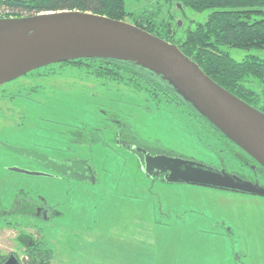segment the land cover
I'll return each mask as SVG.
<instances>
[{"label":"rangeland","instance_id":"rangeland-1","mask_svg":"<svg viewBox=\"0 0 264 264\" xmlns=\"http://www.w3.org/2000/svg\"><path fill=\"white\" fill-rule=\"evenodd\" d=\"M179 2L126 0V8L154 14L156 24L170 23L176 37L183 38L197 22L206 21L211 10L200 12ZM12 16L0 8V19ZM124 21L132 23L130 18ZM223 49L237 60L251 55L264 60V49ZM47 66L0 85V142L37 152L49 145V151L66 154L77 151L70 134L76 125L89 124L94 131L91 143L87 137L82 141L90 148L95 182L15 174L18 186L30 183L33 199L46 200L61 211L53 225L38 221L47 233L42 245L53 253L51 264H99L105 251L110 263L122 252L143 256L118 237L131 228L135 221L129 219L134 217L142 218L146 227L145 250L190 247L211 250L207 264H264V196L172 181L166 172H148L138 150L191 159L264 187V169L258 162L186 105L178 107L174 100L154 98L145 87L99 76L87 65L56 63V74H37ZM245 83L262 93L259 79L250 77ZM8 105L11 120L5 117ZM6 166L40 169L0 145V170Z\"/></svg>","mask_w":264,"mask_h":264},{"label":"water","instance_id":"water-1","mask_svg":"<svg viewBox=\"0 0 264 264\" xmlns=\"http://www.w3.org/2000/svg\"><path fill=\"white\" fill-rule=\"evenodd\" d=\"M90 57L136 61L162 74L264 168V112L214 81L177 44L127 21L79 10L0 19V85L50 64ZM0 144L57 174L96 181L92 168L84 161L58 162L34 150ZM146 162L148 172L155 167L171 170L172 181L264 196V187L191 159L147 155Z\"/></svg>","mask_w":264,"mask_h":264},{"label":"trees","instance_id":"trees-1","mask_svg":"<svg viewBox=\"0 0 264 264\" xmlns=\"http://www.w3.org/2000/svg\"><path fill=\"white\" fill-rule=\"evenodd\" d=\"M185 7L196 11L211 10L206 21L197 22L194 28L188 29L183 38H177L170 23L162 26L156 24L154 14L148 12H129L126 0H0V8L6 9L12 17L34 16L45 12L79 10L104 15L117 20L130 18L137 25L171 43L177 44L191 59L197 62L202 70L222 87L242 100L264 112V88L257 93L247 87L245 81L253 77L264 86V60L255 55L242 60L233 58L223 47H234L245 50L264 49V0H177ZM182 3L179 4L182 6ZM10 18V17H8ZM170 24V25H169ZM56 64V63H55ZM51 64L37 74L52 71ZM72 67H84L96 72L99 76L123 80L127 85L145 87L153 93L154 98L174 100L178 107L188 106L201 116L213 128L231 140L221 129L204 116L190 101L174 87L162 74L137 63L120 58L90 57L77 58L58 62ZM35 70L26 73L28 75ZM55 73V72H54ZM50 74V75H51ZM56 74V73H55ZM159 99V100H160ZM233 143V141L231 140ZM236 144V143H235ZM239 150H244L236 145ZM246 156L257 163L247 152ZM258 164V163H257ZM33 264H51L53 253L40 250L33 256Z\"/></svg>","mask_w":264,"mask_h":264},{"label":"flooded vegetation","instance_id":"flooded-vegetation-1","mask_svg":"<svg viewBox=\"0 0 264 264\" xmlns=\"http://www.w3.org/2000/svg\"><path fill=\"white\" fill-rule=\"evenodd\" d=\"M9 107L10 106L8 105V108H5V110H7L9 113V115L5 117H7L8 120H11L12 111L9 109ZM255 107L258 108L257 106ZM76 128L77 129L70 134L72 136L71 141L76 144L77 151L66 154L60 151L52 152L48 150L49 145H47V147H43V149L40 150V153L45 154L48 157L57 160L58 162H63L65 160H68L67 162L78 160L84 161L86 162L87 166H90L92 168L95 179H97L95 168L89 162V159L91 157L90 148L88 149V144H84L82 141V138L87 137V140L91 143L94 138V131L91 129L89 124L84 123L81 125H76ZM64 134L67 135V133ZM105 136H107L106 132ZM229 141L231 142V140ZM231 144L237 148V144H235L234 142H231ZM82 145L87 146H85V149H82ZM54 148L55 147H53L52 150ZM138 154V156L143 158L142 161L146 170L147 155L165 156L162 154H151L146 149L142 148L138 150ZM165 157L171 158L178 156ZM26 158L30 162L38 165L40 169L37 172L44 173V176H59L67 179H72L67 177L66 175L57 174L40 162L34 161L33 159L28 157ZM69 164L70 163H68V165ZM258 165L262 167L259 163ZM14 168L16 167L6 166L3 172L2 170H0V264H33V256L40 252V250L43 251L45 249L43 248L42 241L45 238H48L47 233L44 231L42 225L38 223V221H42L46 225H53L52 223H54L55 221L53 219L57 216V214H60L61 211L57 208L56 205H51L46 200L33 199V197L28 193L31 186L29 182L25 181L23 184L19 183L18 186L15 174L23 173L25 175H31L29 173L33 172L31 169L24 168L22 169L24 170L22 172ZM151 172H166L168 177L171 173V170L162 169L161 167H155Z\"/></svg>","mask_w":264,"mask_h":264},{"label":"crops","instance_id":"crops-1","mask_svg":"<svg viewBox=\"0 0 264 264\" xmlns=\"http://www.w3.org/2000/svg\"><path fill=\"white\" fill-rule=\"evenodd\" d=\"M129 220L135 221L134 224H132L131 228L125 229L126 231L119 233L118 237H121V242L126 245L127 247L137 249L136 252H142L147 255V259L145 258V254L143 256H138L137 254H134L132 256L129 252H122L118 253L116 257H119V260H113L112 263L107 262V252L106 257H102L104 261L99 264H144L145 262L150 261L149 264H193L195 262L194 257L197 258L196 264H207L210 263V255L211 250H192L190 247L188 248H182L179 250H165L162 249L153 250L151 246H149L151 249L145 250L143 248L144 243V236H145V230L146 227L143 226L144 223H142V218L134 217ZM123 221H121L119 224H121ZM183 232H186L187 230L185 228H182ZM176 234V233H174ZM185 234V233H184ZM140 259L143 261H140Z\"/></svg>","mask_w":264,"mask_h":264}]
</instances>
